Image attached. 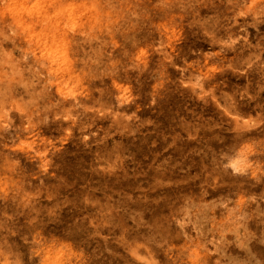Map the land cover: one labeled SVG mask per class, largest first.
<instances>
[{
    "label": "rangeland",
    "instance_id": "rangeland-1",
    "mask_svg": "<svg viewBox=\"0 0 264 264\" xmlns=\"http://www.w3.org/2000/svg\"><path fill=\"white\" fill-rule=\"evenodd\" d=\"M263 187L264 0H0V264H264Z\"/></svg>",
    "mask_w": 264,
    "mask_h": 264
},
{
    "label": "bare ground",
    "instance_id": "bare-ground-1",
    "mask_svg": "<svg viewBox=\"0 0 264 264\" xmlns=\"http://www.w3.org/2000/svg\"><path fill=\"white\" fill-rule=\"evenodd\" d=\"M104 172L107 170L106 168H103ZM260 194L264 197V187L261 189ZM264 201H255V203H250L247 207H244L242 209L243 211V218L241 221L235 224L234 227L229 228V236L230 237H243L245 239V243H248V239L250 238L251 234H256L255 230L252 226V220L255 219L257 215H259V221L264 222ZM260 208L261 212H257ZM255 209V210H254ZM256 229V228H255ZM254 231V232H253ZM264 239V236H262Z\"/></svg>",
    "mask_w": 264,
    "mask_h": 264
}]
</instances>
